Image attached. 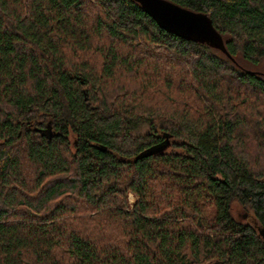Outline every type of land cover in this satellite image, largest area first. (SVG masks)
I'll return each instance as SVG.
<instances>
[{
	"label": "trees",
	"instance_id": "obj_1",
	"mask_svg": "<svg viewBox=\"0 0 264 264\" xmlns=\"http://www.w3.org/2000/svg\"><path fill=\"white\" fill-rule=\"evenodd\" d=\"M168 1L225 51L136 0H0V264H264V0Z\"/></svg>",
	"mask_w": 264,
	"mask_h": 264
},
{
	"label": "water",
	"instance_id": "obj_2",
	"mask_svg": "<svg viewBox=\"0 0 264 264\" xmlns=\"http://www.w3.org/2000/svg\"><path fill=\"white\" fill-rule=\"evenodd\" d=\"M156 24L169 33L205 42L225 51L220 34L206 13L195 12L168 0H136Z\"/></svg>",
	"mask_w": 264,
	"mask_h": 264
},
{
	"label": "rangeland",
	"instance_id": "obj_3",
	"mask_svg": "<svg viewBox=\"0 0 264 264\" xmlns=\"http://www.w3.org/2000/svg\"><path fill=\"white\" fill-rule=\"evenodd\" d=\"M259 68L264 71V61L261 62ZM129 199H130L131 202L135 201V198L132 195H129ZM233 214L238 219L244 218L245 220H248V221L251 222V218H252L251 217V212H249V210H247L246 208L242 207L241 205L234 204Z\"/></svg>",
	"mask_w": 264,
	"mask_h": 264
}]
</instances>
